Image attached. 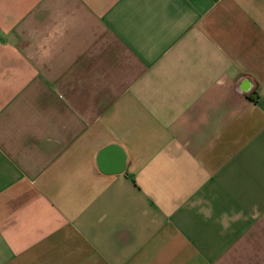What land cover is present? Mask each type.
<instances>
[{"label":"crops","instance_id":"0c3cea01","mask_svg":"<svg viewBox=\"0 0 264 264\" xmlns=\"http://www.w3.org/2000/svg\"><path fill=\"white\" fill-rule=\"evenodd\" d=\"M0 264H264V0H0Z\"/></svg>","mask_w":264,"mask_h":264}]
</instances>
